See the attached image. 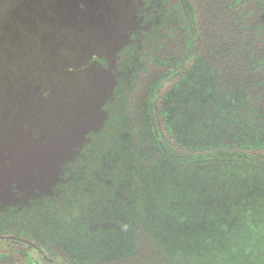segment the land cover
<instances>
[{
    "label": "trees",
    "instance_id": "16d2710c",
    "mask_svg": "<svg viewBox=\"0 0 264 264\" xmlns=\"http://www.w3.org/2000/svg\"><path fill=\"white\" fill-rule=\"evenodd\" d=\"M97 61L99 125L0 203V264H264V0H138Z\"/></svg>",
    "mask_w": 264,
    "mask_h": 264
},
{
    "label": "rangeland",
    "instance_id": "374dc122",
    "mask_svg": "<svg viewBox=\"0 0 264 264\" xmlns=\"http://www.w3.org/2000/svg\"><path fill=\"white\" fill-rule=\"evenodd\" d=\"M137 4L0 0V203L52 191L99 125L107 71L97 59L127 38Z\"/></svg>",
    "mask_w": 264,
    "mask_h": 264
}]
</instances>
